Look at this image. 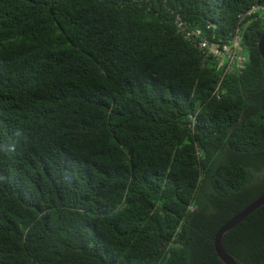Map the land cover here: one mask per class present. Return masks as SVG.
Instances as JSON below:
<instances>
[{"label": "trees", "instance_id": "16d2710c", "mask_svg": "<svg viewBox=\"0 0 264 264\" xmlns=\"http://www.w3.org/2000/svg\"><path fill=\"white\" fill-rule=\"evenodd\" d=\"M264 0H0V264H222L264 191ZM264 264V206L224 236Z\"/></svg>", "mask_w": 264, "mask_h": 264}, {"label": "built area", "instance_id": "2783aa9c", "mask_svg": "<svg viewBox=\"0 0 264 264\" xmlns=\"http://www.w3.org/2000/svg\"><path fill=\"white\" fill-rule=\"evenodd\" d=\"M254 18L264 21V6H253L251 9L247 10L244 13H241L237 20V25L232 37L228 40L227 43H215L209 40L196 41V37L200 35L199 31L194 33L187 32L184 22L177 17V28L184 34L185 39L190 43L196 45L204 54V58H210L214 60L216 68L221 71L219 76V82L215 87V94L217 97L218 89L220 88V83L224 75L230 72H241L246 63V49L243 44V31L247 24H249Z\"/></svg>", "mask_w": 264, "mask_h": 264}, {"label": "water", "instance_id": "95a60500", "mask_svg": "<svg viewBox=\"0 0 264 264\" xmlns=\"http://www.w3.org/2000/svg\"><path fill=\"white\" fill-rule=\"evenodd\" d=\"M257 47L261 58L264 60V32L257 41ZM262 206H264V191L219 228L214 237V248L222 264H237L224 247V236Z\"/></svg>", "mask_w": 264, "mask_h": 264}]
</instances>
